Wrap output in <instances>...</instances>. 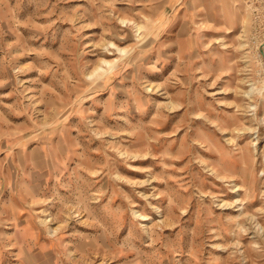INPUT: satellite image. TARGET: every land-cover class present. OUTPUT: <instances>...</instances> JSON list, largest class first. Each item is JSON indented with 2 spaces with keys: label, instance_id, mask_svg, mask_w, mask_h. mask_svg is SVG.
Listing matches in <instances>:
<instances>
[{
  "label": "rangeland",
  "instance_id": "obj_1",
  "mask_svg": "<svg viewBox=\"0 0 264 264\" xmlns=\"http://www.w3.org/2000/svg\"><path fill=\"white\" fill-rule=\"evenodd\" d=\"M263 43L264 0H0V264H264Z\"/></svg>",
  "mask_w": 264,
  "mask_h": 264
},
{
  "label": "bare ground",
  "instance_id": "obj_2",
  "mask_svg": "<svg viewBox=\"0 0 264 264\" xmlns=\"http://www.w3.org/2000/svg\"><path fill=\"white\" fill-rule=\"evenodd\" d=\"M120 50H123V49H120ZM107 62H108V61H107ZM246 93H247L248 95H250V94L252 93V89H251L250 91H247ZM209 170H211L213 173L217 174L218 177H221V178L223 177V179H225L224 176H221L220 173H217L216 170L213 169V167H212V168H209ZM235 190H241V189H240V187H236ZM134 213H135V212H134ZM139 214H141V213H139ZM142 217H143V216H142ZM146 218H147V217H146ZM144 219H145V218H144ZM259 223H260V222H259Z\"/></svg>",
  "mask_w": 264,
  "mask_h": 264
},
{
  "label": "water",
  "instance_id": "obj_3",
  "mask_svg": "<svg viewBox=\"0 0 264 264\" xmlns=\"http://www.w3.org/2000/svg\"><path fill=\"white\" fill-rule=\"evenodd\" d=\"M260 51H261V53H262L263 56H264V43H263V45L260 47Z\"/></svg>",
  "mask_w": 264,
  "mask_h": 264
}]
</instances>
